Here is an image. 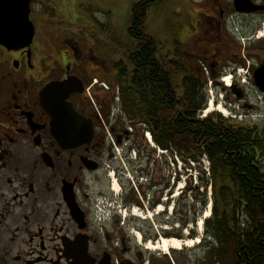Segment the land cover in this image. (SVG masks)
Here are the masks:
<instances>
[{"label":"flooded vegetation","instance_id":"obj_1","mask_svg":"<svg viewBox=\"0 0 264 264\" xmlns=\"http://www.w3.org/2000/svg\"><path fill=\"white\" fill-rule=\"evenodd\" d=\"M44 1L30 3L32 38L16 45L0 42V264H192L188 249H149L162 236L170 240L179 235L136 232L127 213L133 203L128 195L121 194L119 210L110 219L96 214L99 199L103 208L116 203L112 189L114 184L122 187L127 167L113 153L114 146L131 135L121 123L108 130L105 126L111 87L101 90L99 81L113 84L115 76L100 71L101 57L91 41L59 28L58 14L50 0L48 7ZM35 4H41L40 11ZM192 7V37L204 34L195 45L198 56L218 78L216 85L232 75L231 87L222 88L226 106L237 101L255 109L235 70L246 66L252 79L264 64V0H194ZM190 68L192 73V50ZM69 77L80 80L76 87L81 90L70 92L65 101L83 127L66 133L71 141L61 142L41 93ZM255 91L264 97L259 88ZM107 166L115 171L113 179ZM104 183L108 197L101 192ZM162 194L145 206L147 211L160 204ZM200 248H205L203 263L212 264L211 247L203 241Z\"/></svg>","mask_w":264,"mask_h":264},{"label":"trees","instance_id":"obj_2","mask_svg":"<svg viewBox=\"0 0 264 264\" xmlns=\"http://www.w3.org/2000/svg\"><path fill=\"white\" fill-rule=\"evenodd\" d=\"M161 1L137 0L131 7L125 62L113 66L122 109L186 165L208 161L212 207L204 224L211 263L264 264V129L219 113L198 117L205 108L201 68L195 62L191 73V55L179 45L161 55V44L145 29Z\"/></svg>","mask_w":264,"mask_h":264},{"label":"rangeland","instance_id":"obj_3","mask_svg":"<svg viewBox=\"0 0 264 264\" xmlns=\"http://www.w3.org/2000/svg\"><path fill=\"white\" fill-rule=\"evenodd\" d=\"M136 1L50 0L52 8L54 7L55 12L59 16V28L62 31L77 34L85 40L91 41L94 45L95 54L101 57L103 67L100 68V71L112 76L115 74L114 63L119 61L125 62V46L130 42L127 29L131 21V7ZM193 1L162 0L146 16L145 29L149 35L161 44V55L169 54L176 45L181 46L190 55L192 50V67L194 68L195 62L197 65H200L199 61L203 63L205 61L201 57L199 58L197 49L195 48L196 42L202 40L201 37H204V34H200L199 37H192V12L196 10L192 7ZM43 3L48 7L46 0ZM40 6L41 4H35V8L38 11L41 10ZM206 68L205 71L203 70L204 72L196 69V72L203 81L206 78V85L204 87L206 94L203 93L205 101L207 103L211 96H213V105L221 104L224 106L226 99L225 91L222 88H225V86L216 85L215 81L218 78L216 77L217 79H215L212 76L208 66ZM110 80L115 81L114 79ZM247 83L246 88L250 93L248 102L252 103L255 109L247 106L242 107L241 103L233 101L228 113L236 121L241 119L243 123L257 124L264 129V97L261 93L255 91V85H253L249 77ZM207 107L206 105L204 110L199 113V118H202ZM212 113L222 115L220 112L214 110ZM141 134L142 130L139 125L132 126L130 149L133 150L129 152L132 155V157L128 158L129 160L123 157L126 142L123 146H117V150L115 151L118 156L123 158L127 171L132 175V179L122 178V187H119L118 195L123 194L125 197L128 195L133 200L130 207L137 208L146 217L153 210L148 208V212H146L144 206L148 207L153 197H156L162 191L160 204H157L154 208L156 209L158 205H162L164 212L163 214L152 215L151 218L146 219L131 215V227L136 232L143 231L146 234H160L162 231L161 227L167 226L169 229L165 232L177 233L179 237L174 236L175 238L182 240L198 238V244L184 249L192 252V264H205L203 263L205 248L202 249L200 246L203 241L209 242L211 240L206 237L204 224L206 219H203V217L209 212L210 203L212 207V192L209 187L208 176L205 172L207 161L205 158H202L199 164L189 163L186 165L180 159H176L173 153H161L154 143L153 146L149 144L145 135ZM133 151L135 152L133 153ZM112 164H114L113 166L117 165L116 161ZM135 174L143 177L142 184H139L141 179L138 182L136 181L134 178ZM169 188L171 190L168 196H166L165 193ZM101 192L106 197L111 194L105 183L102 184ZM165 200L168 203L166 205L162 204V201ZM171 211L172 213L170 214ZM127 213L130 215V212ZM173 219H179L181 222H173ZM201 219H203L202 227L199 228V221ZM182 222L184 223L183 227L181 225ZM191 232L192 238L187 237ZM162 239H165V237L162 236Z\"/></svg>","mask_w":264,"mask_h":264},{"label":"water","instance_id":"obj_4","mask_svg":"<svg viewBox=\"0 0 264 264\" xmlns=\"http://www.w3.org/2000/svg\"><path fill=\"white\" fill-rule=\"evenodd\" d=\"M30 2L31 0H0L1 43L16 45L32 38L34 26L29 20ZM253 80L264 93V64L255 71ZM77 82L80 83V80L76 77H69L63 82L48 84L41 93L43 106L50 114L51 125L61 142L71 141L72 138L67 139L66 133L81 131L83 127L72 105L65 101L70 92L81 90L76 87Z\"/></svg>","mask_w":264,"mask_h":264},{"label":"bare ground","instance_id":"obj_5","mask_svg":"<svg viewBox=\"0 0 264 264\" xmlns=\"http://www.w3.org/2000/svg\"><path fill=\"white\" fill-rule=\"evenodd\" d=\"M223 82L226 83V85H230V82H231V79L230 77L226 78L223 80ZM218 111L220 112L222 115L226 116L228 114V112L226 111V109H224V107L221 105V104H218V105H213V103H209L206 111H205V114H209L211 113L212 111ZM210 189V188H209ZM113 191L117 194L119 189H118V185L117 184H114V187H113ZM177 196V195H176ZM163 211V206L162 205H158V208H157V212H161ZM157 212H149L146 217L145 215H142L140 213V211L134 209L132 215L135 216V217H139L141 219H146V218H151V216L153 215H156ZM207 212V211H206ZM244 216V215H243ZM209 218V212H207L203 219H207ZM201 219L199 221V228L202 227V220ZM244 224V223H243ZM140 235L137 233V237H139ZM199 243V239L198 238H194V239H186L184 241L182 240H178V239H162L160 240L159 244L158 245H152V244H148L147 246L149 247V249H160L161 251H166L167 249H174V250H181L183 247H187V248H191L193 246H195L196 244Z\"/></svg>","mask_w":264,"mask_h":264},{"label":"built area","instance_id":"obj_6","mask_svg":"<svg viewBox=\"0 0 264 264\" xmlns=\"http://www.w3.org/2000/svg\"><path fill=\"white\" fill-rule=\"evenodd\" d=\"M240 72H242V70H240ZM105 86V85H104Z\"/></svg>","mask_w":264,"mask_h":264}]
</instances>
